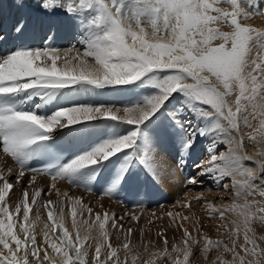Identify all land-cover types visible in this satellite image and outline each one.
I'll return each mask as SVG.
<instances>
[{
	"label": "snow or ice",
	"instance_id": "snow-or-ice-1",
	"mask_svg": "<svg viewBox=\"0 0 264 264\" xmlns=\"http://www.w3.org/2000/svg\"><path fill=\"white\" fill-rule=\"evenodd\" d=\"M16 2L18 8L25 7L24 0ZM36 8L44 17L38 22L44 32L39 43L24 39L27 16L18 19L11 32L0 27V156L18 166L0 168V264H128L130 241L122 245V261L106 227L111 220L113 229L122 230L117 221L124 217L105 211L103 217L97 212L92 223L78 220L93 209L77 199L70 230L64 207L57 205L56 214L49 199L44 207L51 224L44 223L38 234L41 216L37 212L30 220V213L43 190L30 193L24 187L21 199L11 206V180L19 184L31 172L28 185L34 187L35 173L47 172L58 197V180L88 189L106 167L115 169L105 188L113 197L136 170L155 184L171 183L175 169L157 155L165 137L176 145L181 171L192 161L199 138L208 141L203 158L190 164L194 174L184 176L185 188L202 186L205 180L222 186L232 203L204 207L210 214L218 212L221 221L225 212L235 218L217 227V232L226 229L225 241L206 232L197 238L184 223L189 216L168 211L169 227L182 231L181 242L169 251L164 237L163 250L150 253L143 264H156V257L190 264L194 249H201L205 259L216 252L211 264H264V236L258 237L252 227L257 220L264 225V159L247 154L242 133L244 127L253 128L250 119L259 116V126L248 135L264 141V102H257L264 92V23H248L264 18V0H36ZM58 14L69 21L79 48L72 43L64 49L56 46ZM122 88L145 94L130 106L73 98ZM100 123L105 124L106 138H100ZM123 125L131 127L121 130ZM257 155L264 157V151ZM246 161L256 167L246 166ZM229 178L230 185L224 183ZM136 195L130 204L141 208L147 193L140 190ZM191 200L206 197H189L185 191L176 205L190 210ZM126 216L134 222L141 218L135 211ZM83 225L87 229L82 235ZM127 231L130 236L132 229ZM195 231L200 233V227ZM143 232L140 229L141 237ZM164 232L161 226L157 235ZM139 261V254L132 255L131 264Z\"/></svg>",
	"mask_w": 264,
	"mask_h": 264
},
{
	"label": "rangeland",
	"instance_id": "rangeland-1",
	"mask_svg": "<svg viewBox=\"0 0 264 264\" xmlns=\"http://www.w3.org/2000/svg\"><path fill=\"white\" fill-rule=\"evenodd\" d=\"M25 3L28 6L27 2H25ZM14 10H16V8ZM60 16L63 18V14L60 15ZM58 22L60 23V21H58ZM262 23H264V18L261 17L259 19V22H253L252 24L261 25ZM70 41H71L70 44L72 43V44H75L78 48L80 47V45L77 44L76 40H71L70 39ZM61 43L62 42H60V44ZM65 44H66L65 48H67L69 46V44L68 43H65ZM57 45H58V41H56V46ZM143 94H144V92L141 89H137V88H122V89H118V90H114V91L113 90H109V91H106L103 94L98 95V96L97 95L75 96L73 98L78 100L79 102H82V103H105V104H112V105H115V106H125V105L130 106L131 103H133L136 99L139 98L140 95H143ZM261 96H262V94H261ZM263 96H264V92H263ZM263 96H262V98L264 99ZM176 103H177V100H173L172 101L173 105H175ZM125 127H131V126L123 125V126H121V130L123 128H125ZM99 128H100V131H101L100 138H106V137H103V135H102L103 129L105 128V124L104 123H100L99 124ZM113 128H115L114 124L109 126V129H108L109 132ZM207 144H208L207 140H204L203 138H199L198 143L194 146V151L192 153V161L197 160L199 158H203L202 157L203 147L205 145H207ZM219 150L220 151H225L226 150V145L225 146H221ZM160 151L162 153H164L166 156H169V158L175 157L177 155L176 145L172 142V140L170 138H166V137L162 139V142H161V145H160ZM160 151L157 153L158 156L160 154ZM1 158H3L4 161L1 160ZM259 159H261V158H259ZM192 161H189V166H186L183 169L184 171L186 170V172H188V174H194L193 169L190 167V164H191ZM6 164L9 167H11V166L14 167V168L18 167L16 165L12 164L11 160L5 161V158L3 156H0V168H5L6 169ZM106 168H102L101 173L95 177V179H99V182H101L103 173H105ZM114 171H115V169L112 167V170L108 171V174H106V175H108V177H110V176L112 177L113 174H114ZM29 179L30 178H24V177L22 178V180H24L25 183H26L23 186H20V183L17 184L15 179H12L11 182L15 185V187L10 192L11 193L12 192H14V193L18 192L17 193V195H18L19 191L20 190L23 191L24 187H28V190L30 192L34 187L28 185ZM106 180L104 181V184L108 183V185H109L110 184V182H109L110 180L109 179H106ZM36 181H37V179H36ZM145 181H147L146 185L150 186V188L152 190H153V188H155L157 193H158L157 194L158 197L156 198L158 200H157V202H155L156 204L155 205L152 204V205L148 206V209H145L146 207H144V206H142L141 208H137L134 205L130 204L131 202H134L135 199H137V195L136 194L139 191V189H140L141 185L143 184V182H145ZM35 183H37V182H35ZM224 183H227V184L230 185L231 184V179L230 178L226 179L224 181ZM94 185L95 186L92 185V187L95 188V187H97L96 185L99 186V185H101V183H99V184H95L94 183ZM75 187L79 188L80 190L84 191L85 193H89L90 196H91L89 198L92 199V201L88 202L89 204H87V205L85 204V206L91 207L93 209V212L91 214H88L86 212V210H85V212H84L82 217L78 215L79 219H88L89 223H92L93 221H95V214L97 212H99L101 215H103V213L105 211H107L109 213V215H111L112 213L116 212V208H117V212H116V216L117 217H124L125 216L124 220L122 222L121 221H117L118 224L122 223V225H123V229L122 230H120L119 228L113 229L111 227V225H112V221L111 220L108 221L107 228H108V231H109V234H110L111 243H112L113 247H117L118 248L119 255H120V258H121L122 261L125 258V252H124V249L122 248V245H123V243L126 240L130 241V247L133 248V252L128 254V257H127L128 264H131L132 255L139 254L140 255V261L138 262V264H143V262L146 261L149 258L150 253H156L158 251H162L163 247H164V237H166L168 242H169V251L171 250V245L173 243H180L181 242L182 231L178 230L175 227H169V218L166 215V213L168 211H172L174 213L175 212H181L183 215L187 214V216H188V215H191V214H195V213L191 212L192 208L194 209V206L200 208V210L197 213V217L201 218L200 219L201 224H194L193 226L190 227L193 231H195L196 227H200V229H201L200 235L197 238L202 237V234L204 232H206V233H208V235L212 239H222V240H225V241L228 240V235H227L226 229L221 227L220 231L217 232V227L219 225H221L222 223H228L232 219L235 218V214L234 213L225 212V215H226L225 220L221 221L219 219V213L218 212H215L214 215H211L210 213L209 214L206 213L207 211L204 210L205 207L203 206L206 203L210 202L214 206L220 207L222 205H226V204L232 203V200H233L232 195L229 192H226L222 186L218 187V186L212 184L211 182H208L207 180H205V182H204V184L202 186L197 185V186H194V187L190 186L188 188H185L184 183H183L182 193L178 195L179 197L177 199H179V198L183 199L185 191H187L189 197L195 196L198 193H203L204 196L206 197V200H202V201H199V202H197L195 200H191L189 202L190 203V208L193 206L191 208V210H189L188 208L181 209L177 205L174 206V204L176 203L175 199L174 198L173 199H169L168 197H165L164 196L165 192L163 191L162 186L160 184H158V185L155 184V182H153L150 177H148L146 174H144L140 170H136L131 177H128L127 182L124 183L121 186V188L117 190L119 195H117V197L113 198L116 202L124 201L125 202L124 204H126L125 205L126 207L123 206V205L114 206V205L110 204L111 202H109V204H108L107 202H103V201L99 200V198H97V196H101V195H103V193L102 192H98V191H96V192L92 191L93 189H91V186L88 189H86L83 185H77ZM125 187H127L126 190H129L128 191L129 194H132L131 197L133 199L131 201L128 200L129 198L128 199L126 198V196H129V195H125V199H120V197L122 198V194H124V193H121V191L125 190ZM22 191H21V193H22ZM47 191H49V190H47ZM47 191H45L44 194L40 195V197H39V201L40 202L43 203L45 200L51 199V197L50 198L47 197V195L49 194V192H47ZM76 192H77L76 190H72L70 192V194H69V197H68V202L70 201V203L72 205L74 204V202L72 201V197H74V195H76ZM94 195H96V196H94ZM82 197H85V195L84 196L82 195ZM249 199H253V197H249ZM254 199L261 200V198L259 196L254 197ZM51 200L54 202V205L50 206V207L55 208V212H56V214H58L59 207H57V205L61 206L63 201H62V199L60 197H58L56 195ZM110 200H111V198H109L108 201H110ZM84 201L85 200L83 199L81 201V203L84 204ZM111 207H113V208H111ZM203 207H204V209H203ZM122 208H125L126 212L135 211L136 214L141 217L139 222L130 221L128 218H126L127 216L124 214L125 213L123 211L124 209L122 211H120ZM46 210L48 212V209H46ZM152 213H155L156 216L151 215ZM156 217H162V219L158 220V219H156ZM45 219H46V217L43 218L44 222H45ZM149 220L153 221V223L151 225L148 223ZM161 226L165 229L164 236H158L157 235V233L160 230ZM229 227H231L230 224H229ZM85 228H87L86 225H85ZM93 228H95V227H93ZM129 228L132 229V233H131L130 236L128 235V231H127ZM140 229L144 230L143 237H141ZM193 231H191V232H193ZM94 234H92V235L94 236ZM263 234H264V230H263ZM263 234L259 235V236H263ZM197 235L198 234L195 231V235L194 236H197ZM239 242H242V237H241V240ZM262 246H264V245H262ZM145 247H147V249H148L147 252H145ZM92 251H94V250H90L89 258L91 257ZM216 255H217L216 252H212L210 258L209 259H205L203 257V255H202L201 249H194V256L190 257V264H211V260H214L216 258ZM228 258L230 259V257H228ZM155 259H156V264H161L162 260H163V264H170L169 261L164 260L163 258L156 257Z\"/></svg>",
	"mask_w": 264,
	"mask_h": 264
},
{
	"label": "bare ground",
	"instance_id": "bare-ground-1",
	"mask_svg": "<svg viewBox=\"0 0 264 264\" xmlns=\"http://www.w3.org/2000/svg\"><path fill=\"white\" fill-rule=\"evenodd\" d=\"M25 2H27L28 6L26 5L25 3V7L24 8H18L17 7V2L16 0H0V27H3V24L5 23V19H7L5 23V26H4V29L6 30V28L8 27V25L10 24V21L13 19V20H18L20 19L21 17H25L27 16L30 11L32 10V8H36V0H24ZM16 8V10H14ZM14 10V11H13ZM59 17L61 18V14H58ZM35 16L37 18H39V15L37 13H35ZM261 17H255L254 19H251L248 21V23H253V22H259V19ZM44 17H40L39 20H43ZM33 22V20H29L28 19V27L29 25ZM70 39L71 40H75L74 38V33L71 29V26H70V23L67 19L65 18H62V21H61V25H60V28H59V31H58V35L56 37V41H58V45L57 47H60L61 49H64L65 48V43H68L70 44ZM60 42H62L60 44ZM75 43V42H74ZM67 44V45H68ZM145 94V93H144ZM262 96H263V92L261 93ZM262 96L260 98H258V103H261V102H264V99L262 98ZM264 97V96H263ZM259 122H260V118L259 116H257L256 119H250V123L252 124L253 128H256L259 126ZM253 128H247V127H244L242 128V133L245 135V146H246V152L247 154L249 155H254L256 159H264V157H261L259 155H257V152L258 151H264V141H260V137L257 136V141H259V143H257V141H253L250 136L248 135L249 133H251L253 131ZM175 156V155H174ZM177 156V155H176ZM176 156L175 157H172V158H169V156H166L164 153H162L160 151V154H159V157H164L165 161L169 164H171L173 166V168L175 169V176L173 177V180L171 183L165 181L164 183L160 184L163 188V191L165 192L164 193V196L165 197H168L169 199H175V201H177L178 199V195L182 193V190H183V183H184V174H183V171L181 172V170L179 169V167L176 166ZM1 160L4 161L3 158H1ZM246 166L248 167H256V164L254 161H246L245 162ZM11 166V165H10ZM12 167V166H11ZM112 170V167H107L106 168V171L105 173H103V176H102V179H101V185H97V187H92V182H91V189H93L92 191H98V192H102L103 195L101 196H97V198H99V200L103 201V202H107L109 204V202H111L110 204L114 205V206H119V205H123L125 206L126 204H124L125 202L124 201H120V202H116L113 198V196H109L106 192H105V188L108 187V183L107 184H104V181L106 179H109L110 183H111V179H113V176L110 178L108 177V171ZM186 171V170H185ZM31 175H33V173L31 172H28L26 173L25 177L24 178H31ZM36 177H37V183H35V186L34 188L30 191V193H32L35 189H42L43 191L41 192V194H44L45 191L49 192V194L47 195L48 198L51 197V199L56 195V189H51V183H52V180H51V177H48V176H45L43 174H40V173H35ZM107 181V180H106ZM143 181V180H142ZM57 189L60 191L61 195L59 196L63 203L61 206L64 207V211H65V226L68 227L70 230L71 229V209L72 207H74L75 205L71 204L70 201L68 202V197H69V194L72 190H76V195H74V197H72V201L74 202L75 200L77 199H80L81 201L84 199V204L83 205H87L89 204L88 202H91L92 199L89 198L91 197L89 193H85L84 191L80 190L79 188L75 187L77 186L78 184H72L71 182L69 181H66V180H58L57 182ZM25 181L24 180H21L20 182V186H23L25 185ZM147 184V181L143 182V184L141 185L140 190H143L144 186ZM158 185V184H157ZM94 186V185H93ZM185 186V185H184ZM134 187V186H133ZM127 187H125V190H122L121 193H124L122 194V198L123 199V196L125 195H129L128 197H130V200L131 201L133 198L131 197L132 194H129V190H126ZM133 189V188H132ZM12 191V190H11ZM22 190L19 191V194L17 195L18 192H10V198H9V204L11 206H14L15 203L21 199L22 197V193H21ZM152 196L154 197L152 202L151 203H144V207H146L145 209H148V206L150 205H155L157 202L158 199H156L158 196H157V191L155 188H153L152 190ZM90 192V191H89ZM133 192V191H132ZM184 192V191H183ZM64 193H67V196L64 195ZM93 194V193H92ZM54 195V196H53ZM82 195L85 197H82ZM119 195V193H118ZM53 196V197H52ZM57 196V195H56ZM96 196V195H94ZM40 197V196H39ZM39 197L36 198V204H33L32 205V212L30 213V220H34L35 219V215L37 212H39L40 216H41V220L38 221L36 223V230H37V233L39 234L41 232V229L43 228V224L44 223H49L51 224L50 221L47 220V210L46 208L44 207V204L47 200H45L43 203L39 201ZM106 198V199H105ZM109 198H111L110 201ZM180 199V198H179ZM262 199V198H261ZM106 200V201H105ZM94 201V200H93ZM100 202V201H99ZM31 203V201H30ZM210 203V202H209ZM111 205V206H112ZM174 206H176V203L174 204ZM178 206V205H177ZM204 206V205H203ZM78 207V206H77ZM126 207V206H125ZM193 207V206H192ZM191 207V208H192ZM201 207V206H200ZM113 208V207H111ZM190 208V210H191ZM115 209V208H114ZM124 209V210H123ZM204 209V207H203ZM124 211L125 215H126V209L125 208H122L120 211ZM200 210V208L198 207H195L194 206V209L192 208V211L193 213L195 214H191V215H188L189 216V221H185V225L189 227L190 231H193L190 227L193 226L194 224H201L200 222V219L201 218H198L197 217V213L198 211ZM206 210L209 214V210L208 209H204ZM147 211V210H146ZM116 212H117V208H116ZM115 212V214H116ZM111 213V212H110ZM123 213V212H122ZM150 213V212H149ZM203 213V212H202ZM86 214V213H85ZM113 214V213H112ZM148 214V213H147ZM215 212L211 213V215H214ZM149 215V214H148ZM152 215V214H151ZM187 215V214H186ZM200 215V214H199ZM124 216V215H123ZM201 216V215H200ZM46 217L45 219V222L43 220V218ZM101 217H103V215H101ZM125 217V216H124ZM152 217V216H151ZM226 217V215H225ZM127 218V217H126ZM78 220H81L77 217ZM87 226V225H86ZM95 227V225H94ZM107 227V225H106ZM252 227L255 228L256 230V235L259 236V235H262L263 234V230H264V225H261V223L257 220V221H254L253 222V225ZM87 228H85V225L81 227L80 231H81V234L83 235L84 234V231L86 230ZM96 234L95 232V228H93L92 230V234ZM94 234V236H95ZM193 235H195V231L192 232ZM197 237H199L200 233H197ZM264 236V234H263ZM38 242H42V235H38Z\"/></svg>",
	"mask_w": 264,
	"mask_h": 264
}]
</instances>
